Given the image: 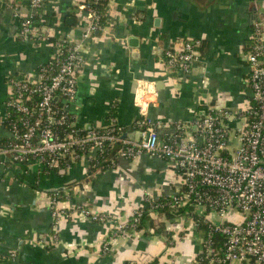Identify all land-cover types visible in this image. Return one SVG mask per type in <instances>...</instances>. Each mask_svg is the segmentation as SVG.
I'll return each instance as SVG.
<instances>
[{
	"label": "crops",
	"instance_id": "0c3cea01",
	"mask_svg": "<svg viewBox=\"0 0 264 264\" xmlns=\"http://www.w3.org/2000/svg\"><path fill=\"white\" fill-rule=\"evenodd\" d=\"M84 1L44 0L37 24L48 36L67 35L80 43L84 62L72 105L75 123L102 126L113 118L137 139L142 109L157 121L163 139L175 121L191 118L206 104L242 106L249 100L245 44L254 19L261 22L264 42V0H108L103 28L88 38L82 37ZM28 3L0 0V141L9 134L2 123L8 76L36 74L51 50L46 39L19 35L15 12L28 15ZM67 16L74 17L73 24L66 23ZM197 38L202 56L192 71L182 76L165 70L164 49ZM159 80L162 86L156 88ZM89 162H74L62 172L0 166V264H146L154 258L192 263L195 233L184 230V221L170 225V238L148 229L110 236L114 222H126L144 196L175 191L177 179L166 158L143 152L99 169ZM52 194L69 212L54 226ZM95 212L114 222L93 219Z\"/></svg>",
	"mask_w": 264,
	"mask_h": 264
},
{
	"label": "built area",
	"instance_id": "2783aa9c",
	"mask_svg": "<svg viewBox=\"0 0 264 264\" xmlns=\"http://www.w3.org/2000/svg\"><path fill=\"white\" fill-rule=\"evenodd\" d=\"M43 2L29 0L30 12L26 16L15 12L19 35L46 39L51 50L36 74L20 71L8 76L11 89L4 100L2 123L9 134L0 141V166L7 167L19 161L27 167L36 165L58 171L86 159L95 167L99 159L102 158L98 166L107 157L116 141H120V145L108 162L111 164L116 158L129 159L143 152L160 155L174 170L177 179L174 192L157 198L144 196L145 201L133 210L126 222H114L103 212L92 213L91 217L100 222H114L110 235L113 236L139 230L136 226L142 205L157 211L155 217L160 216V208H167L177 215L176 218L185 221L182 223L184 230L191 234L198 232L193 236L197 248L191 264H264V42L261 22L253 20L249 35L246 84L252 93L245 104L224 107L206 104L191 118L175 121L173 132L163 139L157 134V121L141 109L135 122L140 136L134 139L123 136L125 127L113 118L102 126L75 123L72 105L84 56L80 43L71 37L56 34L50 40L46 29L34 24L32 16L40 14ZM107 2L85 0L80 4L85 12L81 18L82 37L88 38L103 28L101 7ZM179 43V47L164 49L163 66L165 70L184 76L201 59L202 41L182 39ZM58 200L57 194L49 197L53 226L60 216L69 215ZM193 213L198 217L193 218ZM208 213L217 217L210 218ZM199 219L207 225L202 235L195 230ZM170 222L167 219V227ZM148 230L155 234L153 228ZM110 236L102 241L104 252L109 250Z\"/></svg>",
	"mask_w": 264,
	"mask_h": 264
},
{
	"label": "trees",
	"instance_id": "16d2710c",
	"mask_svg": "<svg viewBox=\"0 0 264 264\" xmlns=\"http://www.w3.org/2000/svg\"><path fill=\"white\" fill-rule=\"evenodd\" d=\"M101 9L103 11H105L106 6L103 5L101 7ZM40 18H41V16L38 12L32 16V20L34 19L33 22L35 25H37L39 23V21L41 20ZM48 38L50 40H53L52 36H48ZM250 43H251V40L248 39L246 41V44H245L246 51L248 50ZM101 160H102V158L99 159V162ZM99 162L93 168H97ZM109 165H111V163L105 164L102 168L109 166ZM141 209H142V214L140 216V219L138 221L136 228L137 229H144V232H145V229L153 228L155 234L165 235L167 238H170L173 231L170 229L171 226H169V227L166 226L167 219H169V221H171L170 225L171 224H179L180 221L183 222V219H181V217L176 218L177 215L174 214L173 212L169 211V209H167V208H160L159 209L158 213L160 214L161 218L155 217V213L157 211L155 212L154 209H150L148 205H142ZM192 215H193V218L198 217L197 213H193ZM206 229H207V225H206L205 221L203 219H199L197 228L195 230L201 231V235H202L206 231ZM149 262L151 264H157L158 263L156 258L150 260ZM149 262H147L146 264H148ZM123 264H132V263L126 261Z\"/></svg>",
	"mask_w": 264,
	"mask_h": 264
},
{
	"label": "water",
	"instance_id": "95a60500",
	"mask_svg": "<svg viewBox=\"0 0 264 264\" xmlns=\"http://www.w3.org/2000/svg\"><path fill=\"white\" fill-rule=\"evenodd\" d=\"M73 21H74V17L73 16H67L66 17V23L67 24H73ZM130 39L135 40L136 38L135 37H131ZM162 82H163L162 80H159L157 83H155L156 88L157 87L160 88L162 86ZM125 135H126V132L123 133V136H125ZM119 145H120V141H116V142L113 143L109 154L100 163V165L98 166V169L101 168L103 164L108 163L112 159L113 153L116 151V149L118 148ZM14 164L21 166L23 169H27V165H25L24 163H21L19 161H14ZM62 171H63V169L60 170V172H62ZM49 190L50 191H57L58 189L57 188H52V189H49Z\"/></svg>",
	"mask_w": 264,
	"mask_h": 264
},
{
	"label": "rangeland",
	"instance_id": "374dc122",
	"mask_svg": "<svg viewBox=\"0 0 264 264\" xmlns=\"http://www.w3.org/2000/svg\"><path fill=\"white\" fill-rule=\"evenodd\" d=\"M159 214V213H158ZM208 216L210 217V218H215V217H217L214 213H212V214H209L208 213ZM241 218V217H240ZM232 218H231V216H229V220H231ZM183 250V249H182ZM182 250H180V251H182Z\"/></svg>",
	"mask_w": 264,
	"mask_h": 264
}]
</instances>
